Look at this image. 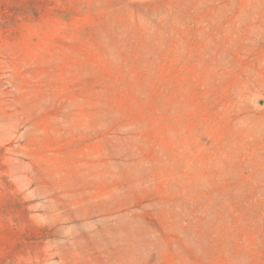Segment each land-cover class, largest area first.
I'll return each mask as SVG.
<instances>
[{
  "label": "rangeland",
  "instance_id": "1",
  "mask_svg": "<svg viewBox=\"0 0 264 264\" xmlns=\"http://www.w3.org/2000/svg\"><path fill=\"white\" fill-rule=\"evenodd\" d=\"M0 264H264V0H0Z\"/></svg>",
  "mask_w": 264,
  "mask_h": 264
}]
</instances>
